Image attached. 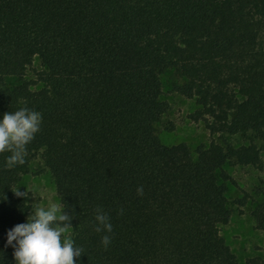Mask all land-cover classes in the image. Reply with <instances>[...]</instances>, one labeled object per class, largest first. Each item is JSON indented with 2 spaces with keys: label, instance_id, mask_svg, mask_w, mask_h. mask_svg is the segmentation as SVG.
<instances>
[{
  "label": "trees",
  "instance_id": "obj_1",
  "mask_svg": "<svg viewBox=\"0 0 264 264\" xmlns=\"http://www.w3.org/2000/svg\"><path fill=\"white\" fill-rule=\"evenodd\" d=\"M35 58L42 70L26 81ZM168 71L212 138L194 153L157 133ZM20 107L42 122L24 165L7 169L0 154V264H15L6 233L31 204L12 190L26 192L38 156L73 217L74 264H238L219 233L235 184L224 168H262L264 0H0V118ZM256 195L235 204L250 205L264 232V190ZM98 207L112 224L106 249L93 230Z\"/></svg>",
  "mask_w": 264,
  "mask_h": 264
},
{
  "label": "rangeland",
  "instance_id": "obj_2",
  "mask_svg": "<svg viewBox=\"0 0 264 264\" xmlns=\"http://www.w3.org/2000/svg\"><path fill=\"white\" fill-rule=\"evenodd\" d=\"M41 70L40 62L35 58L27 70L26 81H35L37 73ZM177 80L173 71L162 75V98L168 104V111L156 129L159 138L165 145L184 143L194 153L200 145L208 144L212 138L203 123H195L189 118V115L198 108L194 100L186 99L172 92V84ZM6 83L9 87L19 84L15 78L6 79ZM41 86V84H37L32 88L38 90ZM213 139L219 142L226 140L234 145L247 143L242 137H214ZM256 144L261 149V169L230 165L224 168L235 184L229 186L227 194L231 217L227 225L219 228V233L236 257L238 264H246V261L251 258L264 259V232L256 230L251 217V206L246 205L240 208L235 204V201L243 196V192L257 198L256 193L264 190V142L257 141ZM22 186L25 191L28 189L33 194L28 195L31 204L28 216L32 214L33 204L38 202L41 207H47L48 203L60 205L53 180L40 156L32 161L31 172L23 177Z\"/></svg>",
  "mask_w": 264,
  "mask_h": 264
},
{
  "label": "clouds",
  "instance_id": "obj_3",
  "mask_svg": "<svg viewBox=\"0 0 264 264\" xmlns=\"http://www.w3.org/2000/svg\"><path fill=\"white\" fill-rule=\"evenodd\" d=\"M41 122V113L27 107L3 114L0 118V154L9 153L5 157V168L25 164L26 146L40 131ZM18 189L12 190L17 197L32 194L28 189L26 192ZM136 192L142 196L143 187H137ZM33 205L26 222L13 226L6 233V246L13 248L15 264H74V258L78 261L81 257L82 249L66 235L72 228L73 217L57 203H48L47 207H41L39 202ZM94 220L93 230L104 233L100 236V244L106 249L111 243L110 218L98 207Z\"/></svg>",
  "mask_w": 264,
  "mask_h": 264
}]
</instances>
